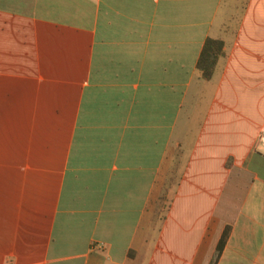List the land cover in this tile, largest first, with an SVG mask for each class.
Listing matches in <instances>:
<instances>
[{
  "label": "crops",
  "instance_id": "1",
  "mask_svg": "<svg viewBox=\"0 0 264 264\" xmlns=\"http://www.w3.org/2000/svg\"><path fill=\"white\" fill-rule=\"evenodd\" d=\"M221 247L264 264V0H0V264Z\"/></svg>",
  "mask_w": 264,
  "mask_h": 264
},
{
  "label": "trees",
  "instance_id": "2",
  "mask_svg": "<svg viewBox=\"0 0 264 264\" xmlns=\"http://www.w3.org/2000/svg\"><path fill=\"white\" fill-rule=\"evenodd\" d=\"M225 54V43L222 40H215L209 38L204 46L203 52L201 54L198 68L203 73L205 80L210 81L213 79L217 66L220 59ZM221 249H219L213 264H217L221 255Z\"/></svg>",
  "mask_w": 264,
  "mask_h": 264
}]
</instances>
